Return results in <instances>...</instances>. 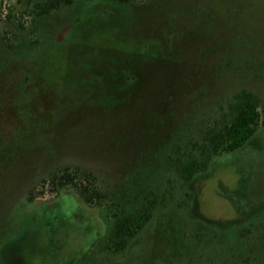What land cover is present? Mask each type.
Returning a JSON list of instances; mask_svg holds the SVG:
<instances>
[{
  "label": "rangeland",
  "instance_id": "1",
  "mask_svg": "<svg viewBox=\"0 0 264 264\" xmlns=\"http://www.w3.org/2000/svg\"><path fill=\"white\" fill-rule=\"evenodd\" d=\"M13 2L0 0V264H239L234 227L264 202V134L197 177L193 201L175 179L168 190L165 159L235 92L264 100V0H81L23 29ZM65 166L94 174L99 205L72 189L28 200ZM149 190L172 201L123 255L99 252ZM200 220L219 232L210 246L193 239Z\"/></svg>",
  "mask_w": 264,
  "mask_h": 264
},
{
  "label": "trees",
  "instance_id": "2",
  "mask_svg": "<svg viewBox=\"0 0 264 264\" xmlns=\"http://www.w3.org/2000/svg\"><path fill=\"white\" fill-rule=\"evenodd\" d=\"M77 1L81 0H14L5 17L15 21L18 27L23 29L26 23L36 25L40 20ZM111 1L129 4L134 0ZM258 134H264V100L252 91L241 89L218 104V115L199 136L187 140L179 138L171 144L165 159V171L171 175L168 179V190L172 189L171 185L175 179L186 189L185 202L188 199L193 201L195 194L191 189L192 182L208 172L224 156L244 148ZM40 187L39 190L30 192L29 201L46 191L58 194L65 189L74 190L89 206L99 205L103 198L92 172L69 166L52 172L41 182ZM171 201L172 194L167 190H149L134 209H121L116 212L105 237L99 243V252L113 256L123 255L156 212L166 208ZM235 204L237 210L242 212L236 200ZM177 205L182 207L181 204ZM258 207L259 215L234 227L235 241L242 250L239 264H254L264 258V202ZM216 228L215 223L211 221H197L194 224L193 236L196 244L199 245L202 241L207 246L214 244L219 237Z\"/></svg>",
  "mask_w": 264,
  "mask_h": 264
}]
</instances>
